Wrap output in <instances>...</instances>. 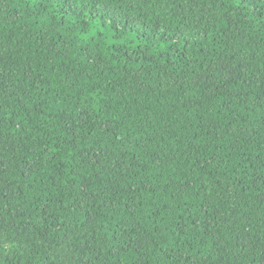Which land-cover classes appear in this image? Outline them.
Listing matches in <instances>:
<instances>
[{
  "label": "trees",
  "instance_id": "obj_1",
  "mask_svg": "<svg viewBox=\"0 0 264 264\" xmlns=\"http://www.w3.org/2000/svg\"><path fill=\"white\" fill-rule=\"evenodd\" d=\"M0 264H264V0H0Z\"/></svg>",
  "mask_w": 264,
  "mask_h": 264
}]
</instances>
